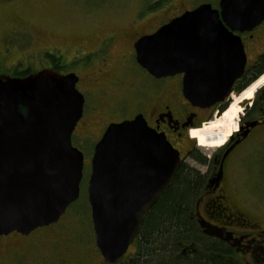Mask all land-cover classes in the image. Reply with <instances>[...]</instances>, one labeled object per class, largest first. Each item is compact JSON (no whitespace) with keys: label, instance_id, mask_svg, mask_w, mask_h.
<instances>
[{"label":"water","instance_id":"obj_1","mask_svg":"<svg viewBox=\"0 0 264 264\" xmlns=\"http://www.w3.org/2000/svg\"><path fill=\"white\" fill-rule=\"evenodd\" d=\"M263 21L264 0H221L218 9L204 4L139 40L136 60L159 79L183 74L184 98L196 109L216 107L220 118L247 73L241 35ZM78 81L53 70L0 76V238L58 223L80 197L84 155L72 144L85 103ZM242 106L243 116L249 104ZM182 163L180 152L142 115L108 127L95 147L88 184L104 264L123 261ZM222 178L221 168L210 187Z\"/></svg>","mask_w":264,"mask_h":264},{"label":"rangeland","instance_id":"obj_2","mask_svg":"<svg viewBox=\"0 0 264 264\" xmlns=\"http://www.w3.org/2000/svg\"><path fill=\"white\" fill-rule=\"evenodd\" d=\"M218 3L219 0H0L1 74L37 73L50 68V58L53 56H60L63 64L76 65L90 51L97 49L98 57L101 52L99 46L107 43V54L98 59L94 66H101L105 62L109 65L105 75L110 73L109 79L115 80L114 83L111 80L97 87L101 90L96 100L97 106L92 94L86 92L87 105L95 106L97 111L93 113L90 107L86 108L83 122L88 127H81L73 140L74 147L84 155V176L78 201L67 209L58 223L49 228L36 230L27 237L11 235L2 238L0 264H104L96 246L88 200L91 163L100 140V130L110 122L145 113L146 105L158 107L166 101L197 113L200 125L215 120L217 114L216 107L194 111L187 107L182 93L178 96V92L172 91L168 95L170 99H167L164 87L150 86L142 72L133 70L130 63L132 41L125 34L129 35L136 22L141 24L142 28H139L142 31H150L151 25H157L164 19L174 18L204 4L218 9ZM154 5L156 11L149 12ZM255 34L253 40L243 35L247 70H251L264 55V26ZM87 80L88 77H85ZM245 91L233 93L232 96L240 97ZM261 91H264V85L255 92L249 103L251 108ZM243 116L239 115L236 122L242 120ZM189 133L182 141H174L176 150H179L186 165L206 174L209 166L213 168L212 164H200L193 158L192 152L197 151L211 161L222 148L210 151L202 149L194 140L193 133L191 138ZM228 176L221 191L210 199L206 198L207 207L211 209L219 204L220 198L215 197H226L234 213L237 210L246 219L264 227V129L239 151ZM205 219L208 220V217ZM202 229L209 231L206 227ZM129 251L132 253L134 249L130 248Z\"/></svg>","mask_w":264,"mask_h":264},{"label":"flooded vegetation","instance_id":"obj_3","mask_svg":"<svg viewBox=\"0 0 264 264\" xmlns=\"http://www.w3.org/2000/svg\"><path fill=\"white\" fill-rule=\"evenodd\" d=\"M220 1L221 0H219V3ZM219 3H218V7H219ZM156 9H157L156 5H154V8L151 7V9H149V12L151 10H152L151 12H154L156 11ZM193 10L195 9L185 11L181 15L176 16L174 18L164 19L160 21V23L157 25L156 24L151 25L150 28L152 29L150 31H142V29L139 28V27L142 28L141 24L139 22H136L135 25L132 26L133 30H130V32H128L129 35L127 36V34H125V36L129 37V40L132 41V43L130 44V48L132 50L130 54L131 55L130 63L132 64L133 70L135 71L136 69H138L140 72H142L145 75L144 76L145 81L150 86L164 87V90L167 91L166 94L167 99H170L168 95L172 94V91L178 92V96L181 95V93L183 95L184 75L180 74V75L170 76L167 78H160V79L152 76L147 70L143 69L137 63L135 45L142 38L156 34L161 28L169 25L172 21L182 16L183 14ZM263 26H264V21L254 31H252L251 33H245L243 35L247 36L248 40H253L256 36L255 34L256 31L262 28ZM243 35H241L242 39L244 38ZM113 41H114V36H113ZM107 45H108L107 43H102L99 46L101 52L100 54H98V57L96 54L97 49L94 51H90L84 56L83 59L77 61L76 65L63 64L60 56L59 57L53 56L50 58V68L43 69V70H53L63 76L69 74H75L79 79L76 88L78 92L83 95L85 103H84L83 117L79 121L72 135V144L74 137L77 134V131L83 126L88 127V125L83 122L84 119L86 118V108L90 107L91 108L90 110L93 113L97 111V108L95 106H97L98 103L96 102V100L101 94V90L97 89V87L100 85H106L110 83V81L112 80L109 79V77L112 74L109 73V75L107 76L105 75L106 71L109 68V65L103 62L101 66H94V64L97 61H99L98 59H102L103 56L107 54V50H106ZM31 74H35V73H31ZM15 75L16 73L14 72L11 74L0 73V76H10L14 78H19ZM85 77H88L87 82L85 81ZM116 79L117 81H119L118 78ZM112 82L114 83L115 80L113 79ZM83 87L85 88L83 89ZM86 92L92 94L93 97L92 100L95 103V106L91 107L87 105ZM262 100L263 98L262 96H260L258 97L257 101L253 104L252 108H251L252 105L249 106V110L247 114L243 116L242 120L238 121L241 131H238L239 129L238 128L235 134H233L231 140L214 155L213 158L214 162L211 163L213 168L209 166L207 170L208 172L206 173V175H208V186L204 191L203 198L196 206L195 211H193L191 214L192 218L197 223L199 229L205 236H207L208 238H213L219 245L225 246V250L229 252L227 254V258L233 264H264V229H263L264 227L260 226L256 222L251 221L250 219H246L244 215L237 210H235L234 213L233 211L234 209L232 210L228 202H226V197L223 196L215 197V199L220 198V201L218 200L219 204H216L211 209L210 207H207L206 198L210 199L211 196L213 195L216 196V194L221 191V186L229 179L228 174L230 172L231 164L236 158L239 151L244 146L247 145L249 140H252V138H254L256 134L260 133L261 129H264V108L261 107ZM257 103H259L258 106ZM186 104H188L187 105L188 108H192V110L194 111L201 110L191 107L188 101H186ZM146 107L147 109L143 114H134L122 121L110 122L106 124L100 130L101 131L100 140L103 138L104 134L106 133L110 125L119 124L125 121H132L137 116L142 115L146 120V122L148 123L149 127L156 130L160 134H164L167 140L170 142V144L175 149H177L174 145V141L176 140L182 141V138L188 135V132L191 128L198 127L201 124V121L199 120L198 118L199 116L197 115V113H194L193 111L189 112L187 108L183 109L181 107H178L176 104L170 103L169 101H166V103L162 105L161 104L158 105V107H154L151 105H146ZM207 124L208 123L204 124L200 129H196L193 132V138L197 143H199V141L203 137ZM253 124H256V126L252 127ZM192 130L190 131V138H191ZM226 155L227 157L225 158ZM181 159H183L182 156ZM221 168L223 171V178L219 184H216L214 185V187L211 188L210 182L216 179V177L221 171ZM207 217L208 220L205 219ZM201 226L206 227L209 231L203 230ZM11 235L27 237L17 233H13ZM2 238H0V240Z\"/></svg>","mask_w":264,"mask_h":264},{"label":"trees","instance_id":"obj_4","mask_svg":"<svg viewBox=\"0 0 264 264\" xmlns=\"http://www.w3.org/2000/svg\"><path fill=\"white\" fill-rule=\"evenodd\" d=\"M30 74L28 71L15 76L25 78ZM263 75L264 55L236 83L233 92L242 93ZM263 85L264 77L240 97L233 96L230 108L222 117L207 124L198 147L210 151L225 146L239 128L236 119L242 115V105L249 104ZM259 96L263 98L264 108V91ZM192 156L204 166L214 162L197 151ZM207 186L208 175L182 163L171 188L149 212L139 237L130 247L134 251H129L120 264H233L227 258L229 252L225 246L205 236L192 218Z\"/></svg>","mask_w":264,"mask_h":264},{"label":"bare ground","instance_id":"obj_5","mask_svg":"<svg viewBox=\"0 0 264 264\" xmlns=\"http://www.w3.org/2000/svg\"><path fill=\"white\" fill-rule=\"evenodd\" d=\"M239 118H240V117H239ZM210 122H211V121H210ZM205 124H206V123H205ZM203 125H204V124H203ZM199 129H200V128H199ZM195 130H196V129H193V130H192V133H193ZM192 133H191V134H192ZM189 134H190V133H189ZM192 140H193V139H192ZM227 143H228V142H227ZM223 147H224V146H223ZM223 147H221V148H223ZM218 149H220V148H218Z\"/></svg>","mask_w":264,"mask_h":264}]
</instances>
